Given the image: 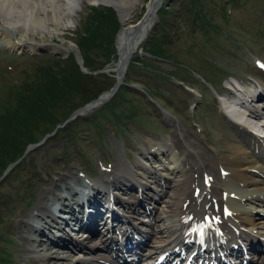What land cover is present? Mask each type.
<instances>
[{
  "label": "rangeland",
  "instance_id": "obj_1",
  "mask_svg": "<svg viewBox=\"0 0 264 264\" xmlns=\"http://www.w3.org/2000/svg\"><path fill=\"white\" fill-rule=\"evenodd\" d=\"M132 1L121 0V3L128 5ZM148 1L134 0L132 9L123 10L112 4L116 0H71L70 6L74 11L68 9L69 13L65 15L57 11V26L48 25L44 19L39 23L41 28L49 31L51 43L59 47L51 46L50 41L16 46L13 44L15 35L8 40L0 33V113L13 120L22 114L23 110L13 104L14 92L39 95L43 101L36 113L42 117L41 120L28 122L27 132L19 136L21 142L10 141L6 146L2 141L5 146L0 149V161L5 164L10 155L20 158L26 139L31 137L36 141L44 134H50L0 181V264H34V254L19 246L16 229L10 226V222L31 211L35 200L43 193L41 185L51 183L47 179H58L55 171L78 170L79 167L97 178L100 171L115 165L116 156L122 154L123 166L130 167L138 161L170 179L171 173L164 169L167 159L161 154L151 156L146 151L148 145L159 149L172 142L175 129L172 123L199 147L211 153L219 154L220 150L227 148L228 142L238 138L218 111L223 106V96L232 97L231 91H236L233 84L245 88L249 82L247 78L258 67L256 57L264 52V0H161L155 20L150 24L154 25L153 28L150 30L149 26L141 48L134 51L127 62L122 77L129 78L130 83L122 85L126 93L112 99L114 101L107 104L108 111L103 109L102 114H96L111 98L62 129H54L74 110L111 86L114 76L107 68L115 58L117 30L134 24L146 10ZM90 5L111 8L113 19L106 16L107 10L105 17L101 13L97 18L86 16ZM11 8L22 12L18 5L13 4ZM87 22L91 25V34L82 37ZM79 35L80 38L85 37L81 45L77 44ZM63 42L72 44L73 49H60ZM106 46L111 53L106 54ZM76 53L80 56L81 67L87 72L81 70ZM68 54L85 75L83 78L78 79L71 68H59L62 65L52 58L54 55L63 58ZM47 67L50 69H45ZM45 70L48 80L40 74ZM98 72L103 77L93 78ZM230 75L238 80H233ZM142 87L152 98L143 92ZM158 103L170 113H165L164 109L161 111ZM9 105L14 107L9 108ZM110 106L114 109L111 110ZM117 112H122L123 120H115ZM111 119L115 120L117 127L102 124ZM18 132L17 129L13 133ZM8 150L7 154L5 151ZM139 150L146 153L140 155ZM136 179L147 181L149 188L144 189L145 193L154 195L155 190L160 193V186L150 177ZM47 186L51 191L55 189L52 184ZM115 193L134 201L137 196V192ZM160 203L162 205V202H157ZM248 205L256 208L255 211L264 209L256 203L245 204L244 207ZM135 207L138 210L135 216L147 221L150 217L148 212L142 206ZM126 214L130 217L131 213L127 211ZM53 230L66 236L62 231ZM252 230L257 234L264 232L258 226ZM74 252L65 253L64 264H78ZM57 258L62 260L59 256Z\"/></svg>",
  "mask_w": 264,
  "mask_h": 264
},
{
  "label": "bare ground",
  "instance_id": "obj_2",
  "mask_svg": "<svg viewBox=\"0 0 264 264\" xmlns=\"http://www.w3.org/2000/svg\"><path fill=\"white\" fill-rule=\"evenodd\" d=\"M56 1L58 3L55 0H0V33L8 40L15 35L13 44L16 46L27 42L34 44L48 41L52 46L49 31L41 28L39 23L44 19L48 25L57 26V11L63 15L69 13L68 9L74 11L73 6H70L71 0ZM134 3L133 0L127 5L121 3V0H116V3L112 4L124 10L132 9ZM155 3L156 0H149L142 19L117 31L115 58L113 64L107 68L113 72L114 78L120 79L123 76V69L130 55L141 48L142 39L153 19L152 9ZM13 4L18 5L22 12L12 9ZM60 45L63 51L73 49V45L67 42ZM258 61L264 75V52L259 55ZM257 83L264 88L261 81ZM231 94L232 97L223 96V104L231 102L243 107L247 116L253 119L256 125L264 128V95L260 93V96L254 97L248 90L231 91ZM256 98L258 99L255 101ZM96 106L97 104L90 103L80 112L87 113ZM223 116L228 122L234 123ZM234 125L238 138L228 142L227 148L217 154L199 147L197 142L189 139L179 126L172 123L175 128L172 132V142L164 148L155 149L167 159L168 166L164 169L171 173L170 179L162 177L159 172L157 174L138 161H134L130 167L123 166L122 154L116 156L115 165L100 171L94 180L87 179L89 177L79 167L78 170L70 168L62 172L55 171V174L59 175L58 179H47L51 183L41 185L43 193L35 200L31 211L10 222V226L16 229L19 246L34 254V264H64L63 256L72 250H75L78 264L134 262L131 260L126 263L125 259L118 257L117 252H124L120 248L132 252L136 260L144 259V262H147L154 260L160 252L168 248L184 246V241L190 236L193 241L199 239V242L205 245L206 241L211 242L210 247L213 250H226L239 241L241 244L247 241L256 248L252 243L255 239L252 228L258 226L264 231V209L261 208L262 212H259L252 206L244 205L256 203L264 206V138L248 133V130L236 123ZM147 150V154L155 153L151 145H148ZM146 152L139 150L140 155ZM137 172L153 178L160 186V193H145L144 189L148 188V185L142 180H139L136 186L134 177ZM48 184H52L55 189L51 191ZM166 186L168 189L165 190ZM138 189L139 196L136 201L115 196L117 191L125 195L136 193ZM157 202H162V205ZM109 204L116 208L119 215L124 213L122 207L126 208L134 219L140 218L135 216L138 212L136 205L144 207L145 204H151L148 211L150 219L143 230L135 232V236L130 232V227L125 226V234L121 233L120 237H116L113 221L107 228L109 237L98 241L92 237L88 240L89 244L87 241L77 242L70 238L54 237L53 229L63 231L73 220L88 222L95 233L100 235V229L107 227ZM103 209L105 212H102ZM65 212L70 215L67 219H64ZM116 213H112L114 220L121 221L123 218H119ZM215 231L223 236L222 240L215 237ZM101 248L108 250L107 256L100 254ZM109 253H114L115 256L110 254L109 258ZM236 253L241 255L240 252ZM58 256L62 260L57 258ZM92 260L94 262H91ZM164 261L169 262L168 258H164ZM249 264H264V251L258 252Z\"/></svg>",
  "mask_w": 264,
  "mask_h": 264
},
{
  "label": "trees",
  "instance_id": "obj_3",
  "mask_svg": "<svg viewBox=\"0 0 264 264\" xmlns=\"http://www.w3.org/2000/svg\"><path fill=\"white\" fill-rule=\"evenodd\" d=\"M88 9H89V11L87 12L88 15L86 14V16H90L91 18H93V17L97 18L98 16L102 15V17L103 16L105 17V10H107L108 14L106 16L109 17L111 20L113 19L112 15H111V8L105 7V9H104V7H101L100 5H90ZM100 13H101V15H100ZM107 17H106V19H107ZM84 34H88V35L91 34V25L89 24V22H87V25H85V27L83 29V34L81 36L83 37ZM82 37L80 38V35H79L78 41L80 39L81 40L79 42L77 41L78 45L83 44V43H81V41L83 39H85V37L84 38H82ZM105 48H106V54H107V52H110L111 49L109 47L106 46ZM46 54H48V53H46ZM153 55H155V54H153ZM52 58H55L53 60L56 61L57 63H60L62 65L59 68L64 67V68L73 69L76 72L75 75L78 76L77 77L78 79H81V78H83L85 76L84 74H82V71H80L78 69L77 64L73 60L71 54H68L67 56H65L63 58H61V57H59L57 55H54ZM52 58H50V63H51V59ZM87 66H89V64H87ZM48 68L50 69V67H47L45 69L48 70ZM47 70H45L43 72H40V74H44V79L45 80L49 79L48 78L49 77L48 74H46ZM62 70L65 71V69H62ZM129 70L132 71L130 68H129ZM92 77L93 78H100V77H103V76H101V74H99V72H98L97 75H93ZM125 81L129 82V78L126 77ZM142 89L144 91H146L144 87H142ZM120 93H122V94L126 93V91L122 90V86H120L116 90V92L113 94L111 99L109 101H107L105 107H104V104H103V107H101V108H99L97 110L96 114H99V115L102 114L101 112L103 111V109L108 111V105L107 104H109L110 101L113 102L114 100H112V99L118 97V95ZM18 95H20V94H18L17 92L12 93L13 98L15 97L13 104H15L16 107H19V109L23 110L22 114L18 115L16 120H13V119L7 118L6 117L7 115H3V114L0 113V139H1L0 140V144H2V146H0V149L3 148V146H5L3 144L4 142H5L6 146H8V144H10V141L13 142V143L21 142V138L19 136H21L22 134L27 132L25 130L27 129L26 127L28 126V122H31V121H34V120H41V118H42V117L39 118L40 116H38L36 114L38 111H40V109L38 108L39 107V103H41V102L43 103V101H40L41 98L39 97V95H37V96H34V95L32 96V95H28V94L27 95H20V96H18ZM10 107H14V106L13 105H9V108ZM110 108H111V110H113L114 106H110ZM7 110H8V108H5V111H7ZM42 114L46 115L45 111H42ZM115 114H116L114 116L115 120H117V119H119V120L122 119L123 120L124 117L122 116V112H117ZM101 117L103 118V116H101ZM115 120H112V119L111 120H107V121H104L102 124L108 123V124H111V125H115L117 127L118 124L115 122ZM17 129L20 132L14 134L13 132H15ZM45 132H46V130H45ZM2 141H4V142H2ZM31 141L32 142H36L38 140L35 141V140H33V138L30 137L29 139L25 140L24 146H26L27 143H32ZM1 150H3V149H1ZM9 151L10 150L5 151V152H7V154H8ZM0 154H2V153L0 152ZM10 156H11L10 160L8 162H5V164H3L0 161V165H1V163L3 164L2 166H0V174L2 173V171L5 168L7 163H10V162H12L13 160L16 159L15 157L13 158L12 155H10Z\"/></svg>",
  "mask_w": 264,
  "mask_h": 264
},
{
  "label": "water",
  "instance_id": "obj_4",
  "mask_svg": "<svg viewBox=\"0 0 264 264\" xmlns=\"http://www.w3.org/2000/svg\"><path fill=\"white\" fill-rule=\"evenodd\" d=\"M160 1H161V0H156L155 7H153V9H152V11H153V19H152V20H155V11H156V9L158 8V6L160 5ZM145 12H146V11L143 12V14L137 19L136 22H138L140 19H142V18L144 17ZM153 26H154V25L150 26V30L153 28ZM120 28H121V27H120ZM120 28H119V29H120ZM119 29H118V30H119ZM118 30H117V31H118ZM145 36L147 37L148 35L146 34ZM115 50H116V49H115ZM75 58H76L77 62H78L79 65H80V64H81V61H80V56H79L78 53L75 54ZM127 62H128V61H127ZM126 65H127V64H126ZM126 65H125L123 71L125 70ZM80 68H81V70H83L84 72H87L85 68H82V67H81V65H80ZM121 79H122V77H120V79L115 78V79H114V82H113V84H112V86H111L106 92H103V93L99 94L95 99H93V100H91L90 102L84 104V105L81 106L80 108L74 110V111L70 114V116H69L66 120H64V121L62 122V124L59 125V126H63V125H65V124L68 122V120L74 119L77 115H79V114L81 113L80 111L82 110V108L85 107V106H87L88 104H90V103H95V104L98 105V104H100L101 102H103V101H105L106 99H108V98L114 93V91L116 90V88L118 87V85L120 84ZM46 136H47V134L44 136V138H45ZM41 142H42V139H41L39 142L29 144V145L25 148V150L23 151L21 157L18 158L15 162L9 164V165L6 167V169L4 170L2 176L7 172V170H8L12 165H14L15 163L19 162L22 158H24V157L28 154V152H29L30 150H32L33 148H35L36 146H38ZM2 176H1V177H2Z\"/></svg>",
  "mask_w": 264,
  "mask_h": 264
}]
</instances>
